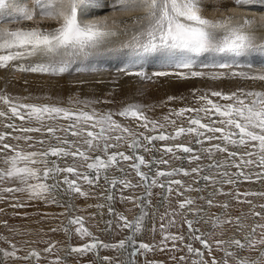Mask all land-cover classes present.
Masks as SVG:
<instances>
[{
  "label": "snow or ice",
  "instance_id": "obj_1",
  "mask_svg": "<svg viewBox=\"0 0 264 264\" xmlns=\"http://www.w3.org/2000/svg\"><path fill=\"white\" fill-rule=\"evenodd\" d=\"M92 2L93 0H31V7H22L13 16L4 14L8 10V5L6 0H0V68L9 67L13 61L27 57H39L47 63L27 67L17 66L18 70L59 75L68 70V58L87 55L89 50L103 44L106 38L116 36L117 32L108 26L107 17L103 20L81 18ZM250 3L252 0H232L236 9ZM117 5L121 12L142 13L133 21L139 27L134 31L131 41L122 46L131 48L136 57L162 60L159 68L153 70L151 76L144 70H134L135 65L118 70L125 76L135 75L141 80H152L153 77H169L176 80L239 78L260 82L264 86V64L257 66L253 63H241L246 58L252 57L255 52L264 54V36L258 37L256 32L251 30L256 24L254 19H249L247 16L209 19L203 14L204 0H113L114 10ZM37 19L55 21L57 26L51 28L39 25L31 28L10 26L20 23L21 20ZM260 21L261 28H264V15L260 16ZM205 56L229 57L231 62L198 64V61ZM197 67L231 71L205 73L196 70ZM245 68L248 70H233ZM193 96L198 102H202L201 106L173 109L169 116L164 118L167 124L172 126L173 131L166 132L164 131L166 124L150 119L143 107L138 104H129L114 113H97L95 110L91 112L82 109L73 110L56 105L13 104L7 96L0 95V102L8 107L11 117L21 121L35 120L39 123L37 127L21 126L15 130L41 134L39 139L31 135L14 137L16 140L22 138L29 148L35 147L34 144L29 143L33 140L40 146L37 151H24L19 146L5 142L7 134L0 133V162L4 165L0 168V181L15 182L18 185L0 190L7 193L26 192L29 199L57 203V206L68 209L71 206L58 204L53 192L58 193L61 186L66 185L67 187L63 188L65 193H76L80 197L87 198L88 192L82 190L78 181L82 179L87 185L95 188L101 186L102 179L106 187L101 195L106 204H98L96 207L107 206L109 215L115 219V227L121 231L127 229L129 234L116 243H104L84 226L83 217L76 216L68 221L64 231L69 233L70 227L76 226L77 236L81 239L90 237L91 240L78 247H71L68 251L83 256L90 252H98L100 249H112L123 254V251L131 246L133 250L120 264H135L133 258L138 252L134 237L142 231L145 218L155 215L147 210L152 207L151 198L158 195L162 200H167L175 192L176 196L184 198L178 201V207L171 215L184 217L188 239L199 242L202 246L196 248L193 243H184V235L164 234L165 225L161 223L163 237L161 243L164 248L167 247V241L172 242V250H180L177 248V242L186 248L188 255L179 257L180 261L187 264L191 258V264H264V223L256 220V218L264 220V204L255 205L252 200L246 199L249 196L264 197V192L240 193L223 190L224 185L233 187L237 185L240 178L246 182L252 181L253 177L256 180H264V87L259 90L238 89L231 93L213 90L198 97L194 90ZM210 97H216L226 103H218ZM175 99L176 97L173 96L168 97V101ZM186 113H196V115L186 116ZM200 113H203L204 117H201ZM7 114L0 111V117H5ZM117 116L134 121L137 128L143 129L139 133L142 139H133L127 144L128 153L118 150L120 142L125 139L122 134L129 133L134 137L137 134L114 119ZM172 116L176 119H170ZM45 118L49 121L62 120L65 123L57 129L51 124L45 125ZM181 118L187 120L188 127L182 124L177 126V120ZM204 118H207L208 122H202ZM7 127L14 126L8 124ZM58 130L62 131L64 136H57ZM45 136L47 147L43 138ZM182 136L190 137L187 145L165 143L160 148L156 147L157 141L175 142ZM53 140L55 143H52ZM206 141L210 143L209 147H205ZM212 141L219 142L211 143ZM193 144L199 146V151L192 146ZM241 148L244 149L243 152L239 151ZM141 149L144 153H151L152 158L146 159L140 154ZM157 151L161 153L160 158L155 156ZM89 153L98 154L90 156ZM169 154L173 159L180 160L181 166L161 170V165L170 164V161L164 158ZM218 154L226 155L223 159H216ZM69 157L73 158L71 164L67 163ZM76 159L85 162L81 166H86L87 172L81 173L78 170ZM203 159H207L209 163L206 165L199 163ZM184 160L190 164L194 163L195 166L190 169L183 167ZM61 161L67 166L61 167ZM127 161H131L128 168L132 169L138 178L135 184L126 178L129 173L121 166L122 162ZM38 164L44 166L42 170L34 167ZM113 168L120 173V176H109L108 173ZM254 168L260 171L256 172ZM61 174L65 175L61 176ZM67 174L75 178L70 179ZM181 175L192 177L196 187L191 184L186 185L182 179L176 178ZM49 180L53 183H47ZM32 181L36 182L32 183ZM201 182L204 183L205 188H212L207 197H199L209 208L220 207L227 210L230 206L227 201L217 204L212 198L224 195L231 197L237 203L249 204L251 206L249 213L243 217L225 216L223 219L216 217L205 220L200 216L203 208L193 209L192 205L195 201L185 195L187 192L204 191L199 187ZM118 186L121 193L134 188L143 190L140 195L120 197L122 201L132 203L139 209L131 221L125 215L117 213L111 206L110 202L115 199V190ZM155 188L161 191L154 193ZM241 196L245 199L241 200ZM256 207H259L260 211H256ZM188 212L200 219H188L186 215ZM242 219H251L252 223L245 225ZM201 220L206 224L211 222L213 227L234 224L243 235L241 238L233 236L227 240L216 239L214 250L212 242L206 238L207 234L194 227V224L200 223ZM169 224H175V220L169 221ZM112 227V220L105 222V231H110ZM52 247L54 245L43 251L51 252ZM138 248L145 253L153 250V246L142 242L138 243ZM164 248L160 250L163 251ZM11 249V251L0 250L5 264L8 258L26 261L33 258L39 261L41 258L36 250H31L24 257H18L15 245H11ZM202 249L207 250L208 256L211 257L210 262L205 259V252ZM214 251L223 255L217 258L213 255ZM172 258L177 259L175 256ZM102 259L104 264H113L111 257L105 256ZM50 264H63V261L60 257H56Z\"/></svg>",
  "mask_w": 264,
  "mask_h": 264
},
{
  "label": "rangeland",
  "instance_id": "obj_2",
  "mask_svg": "<svg viewBox=\"0 0 264 264\" xmlns=\"http://www.w3.org/2000/svg\"><path fill=\"white\" fill-rule=\"evenodd\" d=\"M228 1H231L232 4V0H219L213 4L205 5V11L203 14L207 18L213 20L223 19L227 16H233L236 18L247 16L249 19H254L257 23L252 26L251 30L255 31L258 37L264 36V28H261L262 22L260 21V16L264 15V6H258L254 3L255 0H252V3L236 9L233 5L227 4ZM6 2L8 5V11H10L13 16H15L17 14V10L20 8L17 7V4L14 0H6ZM117 9L118 8L114 10L113 8H110L103 10L100 12V15H108V18L110 13L118 12ZM135 13L140 16L142 15V13ZM87 16H91V14ZM118 26L119 25H117V27ZM126 26L128 28H133L135 26L139 27V25ZM131 39L132 36L128 35L121 40L112 41L114 43L113 45L110 41L106 43V46L104 45L100 48L89 50L87 55H78L75 57H71L73 58L71 59V62H73V66H69L68 70L62 74H28L25 78L26 81H28L30 88H27L26 90L21 92V94L15 91H11L12 93L9 99L13 101L24 100L25 104L56 105L73 110L82 109L89 112L95 110L97 113H114L129 104H138L143 107V110L150 119L156 120L161 124H166L164 131L171 132L173 131V128L171 125L167 124L164 118L166 116H169V113L173 109H179L181 107L199 108L201 106L202 102H198L197 99L193 96L194 90L196 92V96L198 97L202 94L210 93L213 90L223 91L224 93H231L237 91L238 89L259 90L261 87H264L260 84V82L245 81L239 78H226L222 80H211L207 78L176 80L169 77H153L152 80H141L135 75L125 76L123 73L118 71L119 68L115 67L125 65L124 67L131 68L133 67V65H135L134 70L136 71L143 70V68L146 67L144 70L149 76H151L152 71L157 70L162 63V60L159 58L146 60L136 57L131 48L122 46L127 45L131 41ZM221 62H231V58L221 56H216L213 58L212 56H205L198 61V64ZM143 63H146L147 65L143 66ZM241 63H253L257 66H260L264 64V54L255 52L252 57L246 58L245 60L241 61ZM108 66H114L115 68V71L109 76V78H112L110 82L111 85L108 86L109 89L107 87H104L105 89L95 87L93 76H95L99 73L100 70H103ZM196 70L204 71L205 73L231 71L229 69H213L201 67H197ZM233 70L247 71L248 69L245 68ZM85 76H88L87 79L90 78L91 80L89 83L90 85L86 86L85 90H83V88L80 89L79 87H75L74 90L73 88L72 90H66V86L77 82ZM119 82L120 84L118 85ZM166 84L171 85L167 86ZM172 84L174 85V87H171L173 86ZM88 88L90 91L88 90ZM169 96L176 97V99L168 101ZM210 98L221 104L226 103L224 101H220L216 97ZM166 101L168 102L165 103ZM0 111L8 113L7 116L0 117V133L7 134L5 142L10 143L14 146H19L24 151L39 150L40 146L35 144V140L29 142L34 144L35 147L29 148L28 144H26L22 138L20 140H16L14 138L17 136L23 137L26 135H31L33 137H36L37 139L41 138V134L39 133H23L15 130L20 128L21 126L37 127L39 126V123L35 120L21 121L19 119L11 117V113L8 111V109L0 108ZM20 111L23 112L25 110ZM185 115L195 116L196 113H186ZM200 116L204 117V114L200 113ZM214 118L218 119V117ZM114 119L137 134L135 137L129 133L122 134L125 139L120 142V147L118 150L128 153L129 149L127 148V144L131 143L133 139H142V137L139 136V133L142 132L143 129L137 128L136 122L134 121L125 120L118 116L114 117ZM170 119L176 118L172 116L170 117ZM202 122H208L207 118H204ZM64 123L65 122L62 120L49 121L46 118L44 120L45 125L51 124L57 129H59ZM8 124H12L14 127L9 128L7 127ZM181 124L184 127H188L187 120L184 118L177 120V126H180ZM98 130L99 129L97 128V131ZM56 135L62 137L64 136V133L58 130L56 132ZM43 138H45L46 140L45 147H47V137L45 136ZM189 140V136H182L175 142L157 141L155 143L156 147L160 148L165 143H184L187 145L189 143ZM218 142L219 141H212L211 143ZM52 143H55V141L53 140ZM192 146L196 148L197 151H199L198 145L193 144ZM209 146L210 143L206 141L205 147ZM239 151L243 152L244 149L241 148L239 149ZM97 154L98 153H89L90 156H94ZM140 154L144 155L146 159L152 158L151 153H144L142 149L140 150ZM160 155L161 153L159 151L155 153L156 158H160ZM177 155L183 154L177 153ZM225 155L226 154H218L216 159H223ZM164 158L168 159L170 161V164L167 166L161 165V170H169L171 167L181 166L182 162L180 160L173 159L170 154L168 156H165ZM67 163H73V158H67ZM75 163L81 173L88 171L86 166H81L84 165L85 162L76 159ZM130 163L131 161L122 162L121 166L124 167L129 173L126 178L131 180V182L135 184L138 182V178L135 176V173L132 171V169L128 168V165ZM199 163L206 165L207 163H209V161L207 159H203ZM60 166L65 167L67 166V164H65L64 161H61ZM194 166V163L190 164L187 160L183 161V167L187 169H190ZM2 167H4V165L2 162H0V168ZM34 167L40 168L42 170L44 166L42 164H38L34 165ZM144 170L146 171V169ZM230 171L237 170L230 169ZM254 171L258 172L260 171V169L254 168ZM108 174L110 177L120 176V173L116 171L115 168L111 169ZM63 175L65 174H61V176ZM67 175H69L70 179L75 178L71 176V174ZM176 178L182 179L186 185L191 184L193 185V187H196L192 177H184L183 175H181ZM35 182L36 181H32V183ZM47 183L51 184L53 183V181L49 180L47 181ZM78 183L81 186L82 190L88 192L87 198L80 197L76 193H65L63 191V188H66V185H62L61 190L58 193L53 192V195L55 196L58 204L71 206L68 209H66L65 207L57 206V203H46L44 200L29 199L26 192L7 193L0 190V250L11 251V245H15L18 257L26 256L31 250H36L37 252H39L41 257L39 261H36L35 258L31 259L30 261H26L24 259L8 258L6 260V264H50V262L55 260L56 257H60L63 261V264H104L102 258L105 256L111 257L113 260V264H120V262L127 259L128 253L133 250L131 246L125 249L123 251V254L112 249H100L98 252H90L83 256L79 254L69 253V248L78 247L86 242H90L91 240L90 237L81 239L79 236H77L75 234L76 226H71L69 229V233H66L64 231V226L68 224V221L71 218L76 216L83 217L84 226L93 234V236L103 241L104 243H116L119 240L124 239L125 236L129 234V230L125 229L121 231L120 229L115 227V219L113 216L109 215L107 206L102 208L96 207V205L98 204H106L101 195L106 187L103 185V180L101 179V186L95 188L87 185V183L82 179L78 181ZM16 186L18 185L15 182L0 181V189ZM199 187L204 189V191L187 192L185 193V195L195 201L194 205H192L193 209L203 208L200 216H202L205 220H208L209 218L215 219L216 217L223 219L225 218V216H231L233 218L243 217L250 211L251 206L249 204L237 203L235 200L231 199V197L224 195H217L212 198L217 204L227 201L230 205L227 210L220 207L209 208L205 201L199 199V197H207L208 193L212 191V188H205L203 182L200 183ZM223 190L225 192L238 191L240 193L246 191L264 192V180H256L255 177H253L252 181L246 182L243 180V178H240V182L237 185H235L234 187L230 185H224ZM142 191L143 190L141 188H134L121 193L118 186V188L115 190V199L110 202L111 206L117 213L125 215L128 220L131 221L137 214L139 209H137L132 203L122 201L120 197L121 195H140L142 194ZM160 191L161 190L159 188L153 189L154 193H159ZM183 198L184 197L182 196H176L175 192H173V194L167 200H162L158 195H154L151 198L152 207L147 210L150 213H155V215L154 217L149 216L145 218L142 226V231L136 234L134 237L135 241L137 242L136 251L138 252V255L133 258L135 260V264H185V262L179 260V257L188 255L186 248L183 247V244L177 242V248H179L180 250H172L173 245L171 241L166 242V248H164V245L161 243L163 239L161 223L165 225L164 234L184 235V243H193V246L196 248L202 247L199 242H194L188 239V230L187 225L184 223V217L179 215H171V213H173V210L177 209L178 201L182 200ZM240 199L244 200L245 197L241 196ZM246 199L252 200L255 205L264 204V197L249 196ZM14 205L20 206L16 207ZM255 210L260 211V208L256 207ZM186 215L188 219H200V217L193 216L191 212L186 213ZM108 220L113 221V227L110 231H105V222ZM171 220H175V224L170 225L169 221ZM256 220L259 223H264V220H260L259 218H256ZM242 223L245 225H250L252 223V220L242 219ZM194 227L199 228L201 232L207 234L206 238H208L210 242H212V247L214 250L216 248V245L214 243L216 239L227 240L233 236L241 238L243 235L242 232L236 229L234 224H223L217 227H213L211 222L206 224L203 222V220H201L200 223L194 224ZM153 228L155 229L154 231ZM53 229H56V231H53ZM245 231H247V229H245ZM141 242L153 246V250L145 253L144 250L138 248V243ZM51 245H54V247H52L51 249V252L46 253L43 251L45 248ZM161 248H164V250L161 251ZM202 250L205 252V259L209 260L210 262L211 257L208 256L207 250ZM213 255L219 258L223 255V253L214 251ZM174 256L177 259H173L172 257ZM1 259L2 264H5L4 258L2 257ZM187 264H191V258L187 261Z\"/></svg>",
  "mask_w": 264,
  "mask_h": 264
},
{
  "label": "bare ground",
  "instance_id": "obj_3",
  "mask_svg": "<svg viewBox=\"0 0 264 264\" xmlns=\"http://www.w3.org/2000/svg\"><path fill=\"white\" fill-rule=\"evenodd\" d=\"M14 1L17 4L18 8H22V7H26V6L27 7H31V0H27V3H26V0H14ZM216 1H219V0H204V4L205 5H210V4L215 3ZM254 3L257 4L258 6H264V0H255ZM227 4L233 5V4H231V1H228ZM112 5H113V0H93L92 4L86 9L85 15L83 17H81V18L83 20H103L108 15H107V13H106L107 16H105L104 14L100 15V12L103 11V10H106V9L113 8ZM117 8L119 9L118 5H117ZM4 14L5 15H12L10 13V11H8V10ZM89 14H91V16H87ZM92 16H94V17H92ZM137 16H140V15H137L135 12H121L119 10L116 13H110L109 17L107 19V23H108V26L113 31L117 32V35L114 36V37L106 38L105 42L103 44H101L98 48H100V47H102L104 45L106 46V43H108L110 41L112 42V41L121 40L125 36H128V35L132 36L134 34V31L136 29H138V27L135 26L133 28L132 27L128 28L126 25H136V24L133 23V21L135 20V18ZM113 21H115V23H113ZM37 25H39L41 27H44V28H51V27L57 26L55 21H48V20H43V21L35 20V21H27V22L21 21L18 24H12L10 26L13 27V28H15V27L31 28V27H36ZM117 25H119V26L117 27ZM113 28H116V29H113ZM113 44L114 43L112 42V45ZM103 49H104V47H103ZM71 59H73V58H71V57L68 58V67L71 66L72 63H73V62H71ZM38 63H47V61L44 60L43 58H39V57H27L25 59L13 61L10 64L9 67L0 68V95L7 96L9 98V97H11V93H12L11 91H15V92L21 94V92H23L27 88H30L29 84H28V81H26V78H25L26 75H28V74L36 75V74H40V73H32V72H29V71H19L17 66H25V67H27V66L38 64ZM146 65H147L146 63H143V66H146ZM124 66L125 65H120V66H117L115 68H119L120 69V68H122ZM140 66H141V63H140ZM115 68H114V66H112V67L108 66V67L104 68L103 70H100L98 74L93 76L94 77L93 80L95 82L94 86L102 88V89L104 87H107L109 89L108 86L111 85L110 82H111V79H112V78H109V76H110V74H112L115 71ZM145 68H143V70ZM85 77L84 78L82 77L81 79L79 78L80 80H78L77 82L66 86V90L67 89L68 90H70V89L72 90V88L74 90L75 87H79L80 89L83 88V90H85V87L90 85L89 83L91 81L90 78L87 79L88 76L86 78ZM129 80H130V78H129ZM119 84H120V82L118 83V85ZM168 84H166V85L167 86L171 85V84L170 85H168ZM246 84H248V83H246ZM62 87H63V85H62ZM171 87H174V85L171 86ZM37 88H39V87H37ZM89 88H88V90H89ZM64 89H65V87H64ZM84 93H85V91H84ZM10 101H12L13 104H25L24 100L23 101L22 100L13 101V100L10 99ZM0 108L8 109V107L6 105H4L3 102H0ZM1 258H2V255L0 256V259ZM0 264H2V259L0 261Z\"/></svg>",
  "mask_w": 264,
  "mask_h": 264
}]
</instances>
